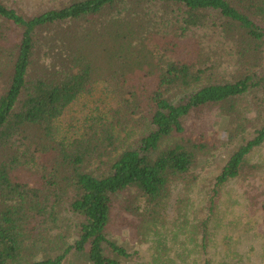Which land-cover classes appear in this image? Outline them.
Segmentation results:
<instances>
[{
    "label": "trees",
    "instance_id": "16d2710c",
    "mask_svg": "<svg viewBox=\"0 0 264 264\" xmlns=\"http://www.w3.org/2000/svg\"><path fill=\"white\" fill-rule=\"evenodd\" d=\"M44 4L0 0V264L70 253L123 264L116 213L144 235L150 264H229L212 257L211 221L227 185L241 181L250 200L256 185L264 0ZM95 91L99 104L64 125ZM212 115L226 120L227 143L254 137L208 179L197 169L222 146L206 130Z\"/></svg>",
    "mask_w": 264,
    "mask_h": 264
},
{
    "label": "rangeland",
    "instance_id": "374dc122",
    "mask_svg": "<svg viewBox=\"0 0 264 264\" xmlns=\"http://www.w3.org/2000/svg\"><path fill=\"white\" fill-rule=\"evenodd\" d=\"M2 1L11 4L14 0ZM35 4L39 6L40 2L37 1ZM43 5H45L44 0ZM44 9V6H40L38 10L44 11ZM99 96V91H95L93 95L78 100L63 115L61 119L63 124L70 123L72 118L82 122L86 113H89L90 109L99 104L95 103ZM108 104L111 107L114 106L111 101H108ZM252 114L249 113L248 117H254ZM207 122L208 135L216 137L222 142V146L207 158L204 167L197 169L201 177L211 179L219 173L229 155L245 140L249 141L254 136L249 134L248 130L243 137L237 138L234 143H227L226 120L212 115ZM139 132L140 130L136 128L127 130L128 137L125 134H121L120 137L127 139L124 143L128 141V143L133 144ZM249 162L256 166V185L254 189L249 191L251 200L249 197L248 199L241 197L239 193V182L241 183V181L227 185L225 194L220 200L211 221V241L214 246L212 257L218 262H225L229 258V264H264V142L251 152ZM109 232L111 241L122 247L127 254L126 258L121 260L123 264L151 263L152 251L145 241L144 235L137 236L131 226L126 225L123 216L121 217L118 213L111 215ZM46 250L47 248H44L41 253ZM227 250L230 253L226 255ZM63 264L86 263L84 256L70 253Z\"/></svg>",
    "mask_w": 264,
    "mask_h": 264
}]
</instances>
